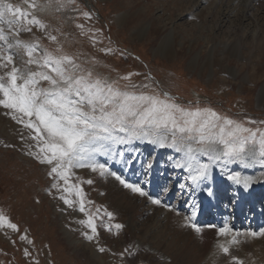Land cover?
Returning <instances> with one entry per match:
<instances>
[{
	"label": "rangeland",
	"instance_id": "obj_1",
	"mask_svg": "<svg viewBox=\"0 0 264 264\" xmlns=\"http://www.w3.org/2000/svg\"><path fill=\"white\" fill-rule=\"evenodd\" d=\"M10 2L24 6L23 0ZM37 2L44 4L46 0ZM212 2L78 0L73 7L78 6L80 11L56 12L53 6L36 15L58 37L64 52L76 57L83 67L92 68L94 75L109 82L117 81L116 86L122 90L132 89L120 77L139 73L132 76V82L158 86V91L167 92L178 104L199 103L236 120H264V0L256 3V11L245 13L241 5L229 16L222 15L219 9L217 12L210 5ZM83 11L91 13L92 19L86 21L80 17ZM77 24L84 25L89 35L95 33L101 42L93 47L89 36L80 34ZM20 38L29 42L38 39L41 48L50 51L56 48V44L35 29L32 33H22ZM221 41L237 42L245 49L237 56L224 55L225 66L219 69L208 64L212 54L208 50ZM104 48L111 49L113 54L104 55L101 51ZM93 60L94 65L90 63ZM6 71L0 69V75ZM145 76L151 80H145ZM24 134L27 135V130ZM20 137V125L0 108V213L19 228L18 232L0 229V264H230V256L220 254L217 248L218 242H226L230 237H217L222 221L217 223L211 217L215 208L210 210V215L203 212L197 191L191 193L179 188L187 174L171 167V161L180 159L182 154L162 149L163 156L157 159L159 148L137 142L125 147L137 149L141 159L151 156L156 161L152 173L145 177L139 164L132 171H125L120 164L117 170L111 168L128 182L142 185L151 198L161 200L173 211L153 205L148 197L133 194L113 177L75 169L73 183L94 181L91 185L82 184L87 199L94 201L92 210L103 206L115 214L114 221L106 222L125 226L118 235L101 227L98 242H89L81 234L87 229L77 223L84 215L56 198L59 193L50 188L52 181L47 176V166L25 155L27 148ZM199 159L208 162L206 157ZM97 160L107 161L109 167L115 164L104 156H98ZM214 169L221 175L242 168L237 164H217ZM203 186H216L221 193L227 189L218 205H225L231 215L237 202L233 189L216 184L213 179ZM164 187L169 191L164 192ZM260 200L264 201V195ZM248 204H244V216H249ZM194 207L196 216L192 223L201 228L200 234L182 226ZM232 229L247 232L244 228ZM21 234H26L33 243L22 242ZM240 240L242 243L231 249V256L243 264H264V236H241ZM97 247L107 251L101 253ZM126 248L133 254L125 253L121 258L120 253ZM25 249L30 252L27 258Z\"/></svg>",
	"mask_w": 264,
	"mask_h": 264
},
{
	"label": "snow or ice",
	"instance_id": "obj_2",
	"mask_svg": "<svg viewBox=\"0 0 264 264\" xmlns=\"http://www.w3.org/2000/svg\"><path fill=\"white\" fill-rule=\"evenodd\" d=\"M77 2L46 0L41 4L37 0H23L22 7L10 0H0V69H7L0 75V108L20 125V138L27 148L25 155L47 166V176L52 181L50 188L59 193L56 198L84 215L85 218L77 223L87 229L81 233L85 239L98 242L99 228L118 235L125 226L108 223L115 220V214L103 206L92 210L94 201L87 199L82 184L91 185L94 181L73 183L75 169H88L101 177H113L133 194L148 197L153 205L174 210L163 205L161 200L151 198L142 185L128 182L112 171L107 161L99 162L98 156L122 165L125 171H132L139 164L147 177L154 170L156 161L151 156L141 159L137 149L125 146L139 142L171 149L182 154L180 159L171 161V167L187 173L185 183L179 184V188L191 193L211 180L217 164L264 168V127H261L264 120H236L199 103L178 104L167 92L158 91V86L153 88L149 83L137 85L132 82V76L139 73L121 76V80L128 82L126 87L132 89L122 90L116 86L117 81L109 82L94 75L92 68L83 67L76 57L64 52L58 37L48 31V25L36 12H45L53 6L56 12L80 11L78 6L73 7ZM80 17L87 21L92 19V14L83 11ZM76 27L81 35L89 36L93 47L101 42L95 33L89 35L84 25L77 24ZM33 29L43 33L56 48L50 51L41 48L38 39L29 42L20 38L22 33H32ZM101 51L104 55L113 54L111 49ZM90 63L94 65L95 61ZM145 80L150 81L151 77L145 76ZM201 156L208 162H201ZM224 175L244 191L257 182L256 177L239 171ZM163 191L169 189L164 187ZM207 195L214 196V189L208 187ZM195 216L194 207L182 226L191 227L200 234L201 228L192 223ZM0 229L19 231L3 213H0ZM241 236L261 237L264 229L241 233L234 232L227 224L217 229V237H230L217 244L220 254L230 256V264H243L239 258L231 256V249L242 243ZM19 239L33 243L26 234H21ZM97 251L103 253L107 249L97 247ZM125 253L133 254L126 248L120 253L121 258ZM24 255L30 256L28 249L24 250Z\"/></svg>",
	"mask_w": 264,
	"mask_h": 264
},
{
	"label": "bare ground",
	"instance_id": "obj_3",
	"mask_svg": "<svg viewBox=\"0 0 264 264\" xmlns=\"http://www.w3.org/2000/svg\"><path fill=\"white\" fill-rule=\"evenodd\" d=\"M258 1L259 0H213L212 4L210 3V5H212L213 7H216L217 12H218V9H219V12H223L222 15L229 16V14L234 12L235 9H237L238 7H242L241 5H243V8L242 9L240 8V9L243 10V12H245V13L254 11L255 7H256V3ZM239 13H237V14H239ZM250 15L251 14L249 13V16ZM242 17H244V16H242ZM225 18H227V17H225ZM153 30H155V29H153ZM254 30H257V28L254 29ZM152 34H154V33H152ZM255 35H256L255 33L252 34V39H255ZM236 43L237 42H235V43L234 42L233 43L229 42L228 43V42L221 41V43H218L217 45L214 44V46L211 47L212 49L210 48V50H208V51H210L212 53L210 56L208 55L209 56L208 64L210 65V63H211L213 67H216V68H219V69L220 68H224V66H225L223 64V61H224L223 59L224 58H222V57H224V55L237 56V55L240 54V52H242L243 49H245V47L243 48V47L240 46L239 43L238 44H236ZM262 100H264V99H262ZM161 150L162 149H159L157 151V154H156L157 155V159H161L162 156H163L162 152L166 151L167 149H164L163 151H161ZM110 168L117 170L118 169V164L115 163L112 166H110ZM257 169H259V168L255 166V167H252V168H242L241 170H238L243 175H251V176L257 178V182L252 184L251 187L247 191H244L243 188L237 187V186L233 185L231 182H229L225 178V175L223 173L221 175H218L216 173L215 169L213 168L211 180L213 179L216 184L227 185L228 187H230V189H233V193L235 192V194H233V196L234 197L236 196L237 203H236V205H234L235 209L232 210V214L228 215L227 209L225 208L226 206L225 205H220V204L218 205V201H220V199H222L224 197L225 192H227V189H225L224 192L221 193L220 191L218 192L217 188H214L216 186H214V187L213 186H209V187L213 188L214 191H215V195L212 196V197H209L207 195V188L208 187L207 186H203V184H202L201 188H200V191L201 190L205 191V193H204L205 194V198L202 199V205H201L202 210L203 211L207 210L205 208V204H206V202H208V203L211 204L210 205L211 208L213 206H215V210H216V212H218V218L220 217L219 219L222 221V223L220 225L221 227H223L225 224H227L229 227L234 228L235 230L236 229L238 230L240 228H244L247 232H249V231H251V232L260 231L261 230L260 228H264V201L260 202V197L262 195H264V171L261 170V169L258 171ZM180 172H182L183 174H187V173L183 172L182 170H180ZM125 176H126V174H125ZM152 192H154V191H152ZM197 192L199 193V190ZM220 193H221V195H220ZM246 201H248V202L252 201V203H250V207H249V214H250L249 219L245 223L242 220H243V217H244V205L243 204ZM225 202L227 203L226 200H225ZM211 222H213V220H211Z\"/></svg>",
	"mask_w": 264,
	"mask_h": 264
}]
</instances>
